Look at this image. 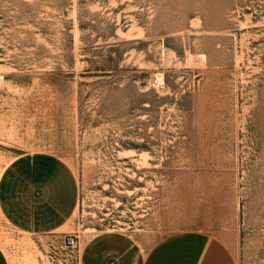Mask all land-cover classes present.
Wrapping results in <instances>:
<instances>
[{
    "label": "rangeland",
    "instance_id": "obj_1",
    "mask_svg": "<svg viewBox=\"0 0 264 264\" xmlns=\"http://www.w3.org/2000/svg\"><path fill=\"white\" fill-rule=\"evenodd\" d=\"M37 155L77 207L51 234L0 218L9 264L190 231L264 264V0H0V172Z\"/></svg>",
    "mask_w": 264,
    "mask_h": 264
},
{
    "label": "crops",
    "instance_id": "obj_2",
    "mask_svg": "<svg viewBox=\"0 0 264 264\" xmlns=\"http://www.w3.org/2000/svg\"><path fill=\"white\" fill-rule=\"evenodd\" d=\"M76 207V181L61 160L37 155L0 172V218L20 233L57 232ZM80 250L81 264H236L223 240L197 231L162 238L106 232L86 240ZM0 264H9L1 249Z\"/></svg>",
    "mask_w": 264,
    "mask_h": 264
},
{
    "label": "built area",
    "instance_id": "obj_3",
    "mask_svg": "<svg viewBox=\"0 0 264 264\" xmlns=\"http://www.w3.org/2000/svg\"><path fill=\"white\" fill-rule=\"evenodd\" d=\"M76 238L74 237H69L66 239V247L69 248V249H74L76 247ZM74 264H79V259H76Z\"/></svg>",
    "mask_w": 264,
    "mask_h": 264
}]
</instances>
